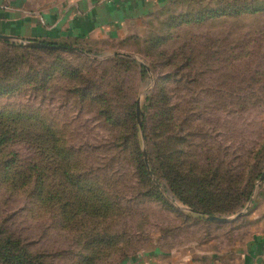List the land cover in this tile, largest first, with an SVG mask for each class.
Masks as SVG:
<instances>
[{
	"label": "rangeland",
	"instance_id": "obj_1",
	"mask_svg": "<svg viewBox=\"0 0 264 264\" xmlns=\"http://www.w3.org/2000/svg\"><path fill=\"white\" fill-rule=\"evenodd\" d=\"M140 28L0 40V240L21 253L0 264L259 258L264 0H171Z\"/></svg>",
	"mask_w": 264,
	"mask_h": 264
},
{
	"label": "crops",
	"instance_id": "obj_2",
	"mask_svg": "<svg viewBox=\"0 0 264 264\" xmlns=\"http://www.w3.org/2000/svg\"><path fill=\"white\" fill-rule=\"evenodd\" d=\"M12 1V2H11ZM0 0V35L24 41L77 42L95 37L123 40L140 32L144 17L171 0H59L52 10L27 11L24 0ZM31 11H35L32 13ZM253 244V243H252ZM249 245L255 264L264 262V242Z\"/></svg>",
	"mask_w": 264,
	"mask_h": 264
},
{
	"label": "trees",
	"instance_id": "obj_3",
	"mask_svg": "<svg viewBox=\"0 0 264 264\" xmlns=\"http://www.w3.org/2000/svg\"><path fill=\"white\" fill-rule=\"evenodd\" d=\"M51 45H56L54 43H51ZM7 134V132L5 133V135ZM0 250H2L5 254L4 258L6 259H10L13 262H15V260H19L20 259V254L19 256H15V249L18 250L19 249V245L16 241L12 240L11 238L5 239V240H0ZM22 252V250H21ZM27 261L30 260V258L26 259Z\"/></svg>",
	"mask_w": 264,
	"mask_h": 264
},
{
	"label": "water",
	"instance_id": "obj_4",
	"mask_svg": "<svg viewBox=\"0 0 264 264\" xmlns=\"http://www.w3.org/2000/svg\"><path fill=\"white\" fill-rule=\"evenodd\" d=\"M0 40L8 41V40H11V38L10 37H6V36H3V35H0ZM14 40H19V41H21L23 43L25 42L24 40H21V39H14ZM25 44L27 46L35 47V48H46L47 47L45 44H41L39 42H34V41H27V42H25Z\"/></svg>",
	"mask_w": 264,
	"mask_h": 264
}]
</instances>
